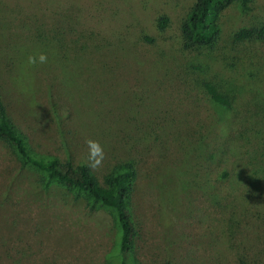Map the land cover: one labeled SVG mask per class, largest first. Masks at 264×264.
I'll list each match as a JSON object with an SVG mask.
<instances>
[{
    "label": "rangeland",
    "instance_id": "374dc122",
    "mask_svg": "<svg viewBox=\"0 0 264 264\" xmlns=\"http://www.w3.org/2000/svg\"><path fill=\"white\" fill-rule=\"evenodd\" d=\"M74 1L42 0L38 16L0 3V100L10 120L36 153L60 161L85 164V141H99L105 160L89 168L98 182L133 162L138 264H238L242 255L264 264V197L247 195L252 181L264 191V40L233 39L264 22V0L219 12V42L200 55L180 54L169 38L192 0L105 6L119 26L138 17L151 45L103 42L83 18L86 2ZM157 14L171 20L161 37L149 23ZM18 45L48 62L23 72L7 48ZM204 82L227 96L226 111L216 112ZM114 240L105 212L55 186L43 192L0 142V264H110Z\"/></svg>",
    "mask_w": 264,
    "mask_h": 264
},
{
    "label": "trees",
    "instance_id": "16d2710c",
    "mask_svg": "<svg viewBox=\"0 0 264 264\" xmlns=\"http://www.w3.org/2000/svg\"><path fill=\"white\" fill-rule=\"evenodd\" d=\"M79 1L82 0L72 3L78 4ZM84 1L87 7L83 12V18L88 23L89 30L96 31L98 35L99 33L103 35V42L111 39L113 41L109 40V42L115 43L127 41L130 44L143 43L151 45L154 43L155 38L149 36L144 29H141L144 26L142 23H138V17L133 16L134 25L130 24L123 27L117 24L119 23V21H115L117 11H107L105 8L111 0ZM250 2L251 0H192L186 8L184 20L173 31L170 29L171 20L165 14H157L148 21L157 37L164 36L168 30L171 31L169 38L174 41V48L180 54L200 55L201 52L213 50L219 42L220 29L217 24L219 12L231 4H236L240 9H245ZM0 3L3 4L1 9H4L6 13L11 7H14L11 11H27L34 16L36 14L38 16V12L44 11L42 0H0ZM92 14L95 15L93 20H91ZM103 19L110 24L111 35L104 34L103 26L99 24ZM92 32H90L91 35L95 33ZM252 38L264 40V22L257 28L240 29L233 35V39L236 41H245ZM7 48L20 70L26 73L35 70L36 66L30 67L27 65V58L32 55L39 60L36 50L24 45L9 46ZM194 68L200 69L201 66ZM202 87L216 112L221 114L229 108V102L224 93L206 82L202 83ZM0 142L5 145L21 169L30 170L37 175L39 187L43 192H46L52 186L61 188L73 200H82L89 212L103 211L109 216L115 231L114 245L112 251L108 254L110 264H138L134 256V240L137 233L129 205L135 180L134 164L131 160L115 163L102 176L101 182H98L89 167L83 163L73 164L70 160L60 161L55 156L36 153L30 147L25 135L8 117L1 100ZM249 192L247 195L250 197L258 198V195L260 199L264 197V191L258 187L255 181L249 183ZM243 206H246V202L241 205V207ZM237 261L238 264H259L255 260H252V262L249 260L250 262H248L243 255L239 256ZM163 264L172 263L166 260Z\"/></svg>",
    "mask_w": 264,
    "mask_h": 264
},
{
    "label": "clouds",
    "instance_id": "9594fccd",
    "mask_svg": "<svg viewBox=\"0 0 264 264\" xmlns=\"http://www.w3.org/2000/svg\"><path fill=\"white\" fill-rule=\"evenodd\" d=\"M48 62V57L44 54L39 56V60L35 56H28L27 65L30 67L36 66L39 64H46ZM87 147V156L84 161L85 165L92 170H97L102 167L105 160V151L101 146L99 141L88 139L85 141Z\"/></svg>",
    "mask_w": 264,
    "mask_h": 264
}]
</instances>
